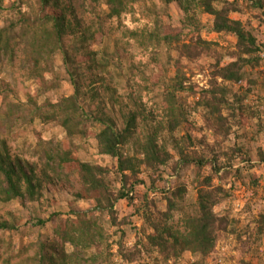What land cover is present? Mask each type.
Returning a JSON list of instances; mask_svg holds the SVG:
<instances>
[{
  "label": "trees",
  "instance_id": "16d2710c",
  "mask_svg": "<svg viewBox=\"0 0 264 264\" xmlns=\"http://www.w3.org/2000/svg\"><path fill=\"white\" fill-rule=\"evenodd\" d=\"M5 1L0 61L16 59L37 89L0 107V207L30 211L24 226L0 214V233L30 239L0 238L1 264H218L215 248L229 236L238 264H264V212L237 230L229 210H215L233 181L256 188L250 170L264 164L254 130L264 129V0ZM202 13L212 17L208 33L235 40L224 52L202 38ZM135 14L145 23L130 29L123 17ZM135 51L147 61L135 62ZM196 71L207 72L205 85L193 82ZM10 92L0 86V96ZM50 128L65 138L42 141ZM27 136L36 162L9 147ZM89 148L115 160L114 171L90 162ZM169 167L176 185L165 183ZM62 192L70 207L89 209L42 210Z\"/></svg>",
  "mask_w": 264,
  "mask_h": 264
},
{
  "label": "rangeland",
  "instance_id": "374dc122",
  "mask_svg": "<svg viewBox=\"0 0 264 264\" xmlns=\"http://www.w3.org/2000/svg\"><path fill=\"white\" fill-rule=\"evenodd\" d=\"M245 4V3H243ZM9 3L8 1H5L2 4V7H0V27L4 25V20H6L9 17H12V14L9 9ZM245 14L248 16V18H252L253 13L252 10H250L247 7H243ZM22 11H27V8H22ZM170 13L173 16H176L178 13L175 10L174 7L171 8ZM136 18H140L138 14H135V16L127 15L126 17H123V24L127 26L130 29H134L136 27H141L145 22L140 19L139 21L135 22ZM200 21L202 25L204 26V29L202 30V38L207 40V41H212L217 43V49L221 52H224L227 48H229L231 45L234 44L235 40L231 36H224V35H218L215 33H208L207 30L209 26L211 25L212 22V17L206 14H201L200 15ZM114 26H116V23H112ZM258 22L257 20L252 19V25L257 26ZM262 34L264 36V28L262 30ZM264 39V37H263ZM135 57L134 61L135 62H146L148 58V54H143L139 51L134 52ZM19 55V54H18ZM59 62V61H57ZM9 63L7 61V58H1L0 61V86L1 88L8 89V92L11 91L9 94H5L4 97L1 95L0 96V107L1 109H4V102H8L11 100H14L15 98L19 99V101L24 102L26 100V95H33L36 92V85L32 81H25L24 78L22 77L21 73L17 71L16 69V59L13 63ZM191 69H195L194 66H190ZM264 70V66L262 67ZM195 71V70H194ZM49 78V76H47ZM193 82L198 83L199 86H203L206 84L207 81V72L205 71L204 73H198L196 71V74L192 77ZM122 82V80H120ZM64 87V91L66 94L72 93V88L67 82L62 83ZM4 92H7L5 90ZM146 100V99H145ZM197 119V118H196ZM198 120V119H197ZM197 124H201L200 121H197ZM33 127H30V130H32ZM39 130V129H37ZM236 130V129H235ZM255 131H260V134L258 137L259 139L256 140L257 144L260 146L264 147V129H259V128H254ZM41 132V140L42 141H49L55 140V141H60L65 138L63 132H61L58 128H50V129H44L40 130ZM0 133L2 134L3 137L8 136L7 132L5 133L4 128H1ZM232 142L237 141L233 135L230 137ZM25 139V138H24ZM26 144L21 145V141H13L10 140L8 141L9 147L12 150V155L13 156H21L23 159L30 160V162H36V156L31 155V151L29 150V145H34L35 141L32 136H27L26 137ZM232 144V143H231ZM254 154V153H253ZM89 155H90V162L94 161L95 163L99 164L100 166H108L111 170L114 171L116 162L115 160L111 159L108 156H103L97 153V151L93 148H89ZM166 174H165V183L167 186L171 185H176V176H170L172 175V170L171 168L165 169ZM250 173H255L258 177V185L256 188L251 187L248 183V181L243 182L241 180H235L233 188H232V197L228 201L224 202L220 207H217L215 210L216 212H220L221 210H229L231 213L232 218L236 219L238 223L236 224L237 230H242L245 228L247 225L254 226V220L258 217L259 212H264V164H261L259 168H254L250 170ZM231 182L227 183L225 188H231ZM146 186L143 188L142 186L139 187V189H142V191L146 190ZM156 197L159 195H155ZM57 198V205L56 206H51L48 205V203L43 200V207L42 210H46V212H63L66 213L69 210H72L73 208L75 209L78 207L80 210H87L89 209L90 205L87 202H77V204L73 207H70L68 205V201H70V193L68 192H62L58 195H56ZM127 203L125 201H120L116 205V209L122 213L126 214L125 210L127 209ZM7 213L12 214V218L9 219V221L12 220H17V226H24V224L28 220V216L30 214V211H26L24 208L22 210H19L16 203H11L7 206L0 207V214L5 218ZM19 218V219H17ZM134 221L136 220L135 218L133 219ZM137 226L140 225L138 221ZM36 232L47 234L50 232L51 228L49 225H47L44 228L41 229H35ZM5 237H11L13 236V240L16 242L18 245H25L29 243L30 239L27 237L20 238L16 236V232L13 233H7L4 235V233H0V238ZM7 237V238H8ZM35 239V236H33ZM239 244L235 240L234 237L229 236L226 240H221L218 242L216 248H215V254L213 255L215 258H218V264H238L239 259L241 258V254L239 250H237V247ZM1 254L3 251H0ZM260 252L264 254V242L262 247L260 248ZM191 257L189 255L184 256V261L190 260ZM15 262V261H14ZM115 264H119L118 260H115ZM1 264V261H0Z\"/></svg>",
  "mask_w": 264,
  "mask_h": 264
}]
</instances>
